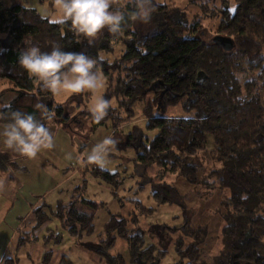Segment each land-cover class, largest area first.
I'll return each instance as SVG.
<instances>
[{
	"label": "trees",
	"instance_id": "trees-1",
	"mask_svg": "<svg viewBox=\"0 0 264 264\" xmlns=\"http://www.w3.org/2000/svg\"><path fill=\"white\" fill-rule=\"evenodd\" d=\"M219 2L209 16L221 18L214 36L231 39L230 51L214 45L212 39L206 40L200 22L189 24L183 13L154 0L148 5L149 24L143 29L137 28L136 0H110L112 8L124 15L121 30H104L91 45L74 34L70 22H50L21 5L20 0H0V35L4 36L0 38V84L14 93L4 103L0 92V125L5 126L14 111L31 114L45 127L69 120L62 107L54 106L53 93L20 68L19 55L27 46L26 40L42 51L59 46L64 51L84 52L97 61L94 70L106 80L103 97L117 100V109L108 108L99 121L92 114L82 113L91 120L92 130L110 123L116 132L120 123L131 120L133 107L142 104L146 130L157 134L150 141L142 134L126 138L122 147L134 149L133 162L144 170L155 166L158 178L175 176L189 186L225 192L227 196L220 203L221 249L211 264H264V0H234L233 12L227 0ZM208 4L206 1L199 8L205 13ZM113 42L122 44L123 54L110 62L100 59L101 53H112ZM168 107H180L185 116L166 118ZM6 155L0 152V160L10 162ZM213 160L220 168L207 170ZM88 169L112 189L119 186L117 174L89 160L83 170ZM204 172L208 177H203ZM150 184L157 204L185 208L183 196L171 184L157 177ZM77 192L78 198L72 196L68 204L57 201L50 207L43 203L33 210L30 235L20 238L18 246L37 243L35 232L56 220L74 244L90 236L92 212L103 204L85 200L79 187L73 193ZM80 208L91 211L85 213ZM138 224L134 213L112 215L96 242L82 245L98 264H158L168 245L165 248L162 243L161 250L147 246ZM156 230L162 236L177 235L173 242L177 264H206L201 248L208 234L205 225L156 226L150 233ZM45 235L40 240L46 249L42 263L48 264L52 247L60 246L64 236L50 230ZM116 240L126 243L128 262L120 255H111ZM60 264L69 261L62 257Z\"/></svg>",
	"mask_w": 264,
	"mask_h": 264
},
{
	"label": "rangeland",
	"instance_id": "rangeland-1",
	"mask_svg": "<svg viewBox=\"0 0 264 264\" xmlns=\"http://www.w3.org/2000/svg\"><path fill=\"white\" fill-rule=\"evenodd\" d=\"M158 5H166L177 9L183 13L185 21L192 24V21L200 22V26L205 30V39L210 40L220 24L219 16L211 18V10L220 6V0H193L195 4H190L188 0H154ZM209 1L205 13L199 8L200 4ZM228 9L233 12L235 8L234 0H227ZM21 5L30 9H37L41 17H46L50 22H55V1L50 3L47 0H20ZM184 20V19H183ZM147 22L137 23V28H145ZM134 29V28H133ZM0 38L4 36L0 35ZM124 52L121 43L113 42L112 53L99 55L100 59L108 62L118 58ZM101 75V74H100ZM103 87L97 90V95L106 92V80L101 75ZM37 84L39 83L36 81ZM1 100L6 103L12 99L14 93L7 89L4 83L0 84ZM93 100V94L85 91L66 95L60 93L53 94V104L55 107H62L69 120L67 123L49 125L48 129L52 136L53 146L49 149H42L34 158L20 157L18 152L3 146L1 153L7 154L9 158L0 160V257L7 261L14 260L15 264H39L36 258L37 251L32 246L41 245L25 243L18 246L20 238L29 236L31 225L34 224L32 211L35 210L42 201L52 202L55 193L50 190L64 178L68 182L63 186V197L73 195L77 199L79 193H67L71 186L73 189L80 188L85 200L97 204H103L93 214V232L81 244H74L75 240L67 237L62 231L59 222L51 221L41 227L36 236H46V231L50 230L55 235L61 233L64 236L63 243L57 251L64 253L79 247L92 256L89 263H97L93 254L82 244H92L96 242L97 236L101 233L104 225L109 221L110 216L120 214L123 217L131 216L132 213L138 217L139 229L144 233V242L147 246L152 245L157 250H161L164 243L166 253L160 256L158 264H177L178 258L174 251L173 242L177 235L168 237L162 236L160 231L154 234L150 230L156 226L177 227L183 223H188L191 227L205 225L208 230L207 237L201 246L203 249V261L211 264L212 258L221 249L220 229L222 221L220 218V203L227 194L217 189H206L201 186H189L184 180L175 176H163L158 178L156 167L143 169L133 162L134 149L122 147L126 138L134 134L149 141L157 134L156 131L146 130V122L142 118V104L137 103L133 107V117L129 122H122L113 132L110 123L92 130L91 120L84 114H91L88 110ZM109 108L117 109V100L111 98L108 101ZM84 113V114H82ZM124 115V114H123ZM166 118L184 117L180 107H168L165 111ZM122 117V116H121ZM111 137V144L105 145V151L100 152L104 166L94 163V166L117 174L120 182L116 189L95 179L90 170H83L82 167L88 161V156L93 154V150L101 145L104 140ZM210 150V149H209ZM212 158V156H211ZM219 163L213 162L208 169L218 170ZM67 169V170H66ZM208 172L203 173V177H208ZM157 177L158 181L171 184L183 196L185 208L169 204H157L152 198L150 181ZM74 189V190H75ZM71 201V199H70ZM85 213L90 212L88 208H80ZM33 226V225H32ZM132 228L131 226L129 227ZM8 236V237H7ZM10 240L5 248L6 240ZM186 244L189 242L185 240ZM74 244V245H73ZM73 249H72V248ZM72 249V250H71ZM111 255H120L127 262L129 252L125 242L116 240ZM4 254V255H3ZM72 264H85L86 257L81 254L72 256ZM5 264V263H4ZM9 264V263H6ZM98 264V263H97Z\"/></svg>",
	"mask_w": 264,
	"mask_h": 264
},
{
	"label": "clouds",
	"instance_id": "clouds-1",
	"mask_svg": "<svg viewBox=\"0 0 264 264\" xmlns=\"http://www.w3.org/2000/svg\"><path fill=\"white\" fill-rule=\"evenodd\" d=\"M151 0H136L134 15L141 22H147L151 17ZM56 23L70 22L74 34L87 39L91 45L95 38L107 30L118 33L124 20L119 10H114L110 0H55ZM25 50L19 55V66L29 78L40 82L44 88L53 94L64 93L72 95L85 91L93 94L89 112L96 121L103 119L109 108L103 95H97V90L103 87L100 73L94 70L97 61L84 52L64 51L59 46H53L50 51H42L39 46L25 41ZM3 145L20 155L34 158L42 149L53 146L49 129L31 114L20 111L11 113L9 122L0 131ZM111 140H104L88 156L90 162L103 167L100 152L105 151V145Z\"/></svg>",
	"mask_w": 264,
	"mask_h": 264
},
{
	"label": "crops",
	"instance_id": "crops-1",
	"mask_svg": "<svg viewBox=\"0 0 264 264\" xmlns=\"http://www.w3.org/2000/svg\"><path fill=\"white\" fill-rule=\"evenodd\" d=\"M36 12H38L37 11V9H34ZM43 18H46V17H44L43 16ZM9 92V91H8ZM3 127L4 126H2V125H0V131H2V129H3ZM48 128V127H47ZM111 137H113V135H111V136H109V140L111 139ZM4 145H3V143H2V139H0V151H1V148L3 147ZM20 157H25V156H22V155H19ZM84 168V165H83V167H82V169ZM67 170V169H66ZM68 178V177H67ZM67 178H64L62 181H60L58 184H56L51 190H50V192H52V193H55V195H54V199L52 200V202H49V203H45L44 201H42L41 202V204L40 205H42L43 203L45 204V205H47V206H50V207H53L54 205H55V203L57 202V201H61V202H63L64 204H68L69 202H70V199H71V197L73 196H71V195H65L64 197H63V186H64V183H66V182H68V179ZM75 189V188H74ZM74 189L71 187V186H69V189H67V193H73L74 192ZM39 205V206H40ZM38 206V207H39ZM33 225V224H32ZM32 225H31V227H32ZM197 226H199V225H196L195 227H197ZM8 237V236H7ZM40 236H38V238H39ZM43 237V236H42ZM42 237H41V239H42ZM40 239V240H41ZM39 240V239H38ZM84 241H86L87 240V238H84L83 239ZM9 241L10 240H6V242H5V248L8 246V244H9ZM34 244H38V245H41V241H38L37 243H34ZM74 245V244H73ZM59 247V246H58ZM58 247L56 246V247H52V250H53V254H52V257H51V260H50V262L48 263V264H60V262H61V259H62V257H66L67 259H68V261H69V264H72V256H74V255H79L80 256V254L83 256V257H86V261H85V264H91V263H89V260L91 259L90 257L92 256L91 254H89V252H86L85 250H83V249H81V248H79V247H74V250L73 251H70V252H66V253H64L63 251L61 252V251H57V249H58ZM33 250L34 249H36V251H37V256H36V258H37V260H38V263L39 264H43L42 263V257H43V255L45 254V252H46V249L45 248H43L42 247V245L40 246V247H38L37 245H35V246H32L31 247ZM72 248V247H71ZM73 249V248H72ZM71 249V250H72ZM4 255V254H3ZM3 262H4V259L2 258V256L0 257V264H3ZM93 264H97V263H93Z\"/></svg>",
	"mask_w": 264,
	"mask_h": 264
},
{
	"label": "water",
	"instance_id": "water-1",
	"mask_svg": "<svg viewBox=\"0 0 264 264\" xmlns=\"http://www.w3.org/2000/svg\"><path fill=\"white\" fill-rule=\"evenodd\" d=\"M212 43L218 47H220L221 49H223L224 51H230L233 48V42L231 39L229 38H224L221 36H214L212 38ZM197 81H199V78L197 79ZM137 264H139V262L137 261Z\"/></svg>",
	"mask_w": 264,
	"mask_h": 264
}]
</instances>
